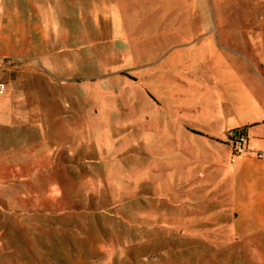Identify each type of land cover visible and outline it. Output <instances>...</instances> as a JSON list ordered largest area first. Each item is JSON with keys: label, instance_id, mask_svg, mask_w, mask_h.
I'll return each instance as SVG.
<instances>
[{"label": "rangeland", "instance_id": "1", "mask_svg": "<svg viewBox=\"0 0 264 264\" xmlns=\"http://www.w3.org/2000/svg\"><path fill=\"white\" fill-rule=\"evenodd\" d=\"M211 2L209 34L102 32L99 68L80 75L0 68L4 92L17 79V107L40 115H0V264H250L222 244L219 224L202 223L193 242L180 235L189 212L175 205L206 170L182 129L197 134L184 118L191 97L211 94L209 57L243 52L264 85V0Z\"/></svg>", "mask_w": 264, "mask_h": 264}, {"label": "crops", "instance_id": "2", "mask_svg": "<svg viewBox=\"0 0 264 264\" xmlns=\"http://www.w3.org/2000/svg\"><path fill=\"white\" fill-rule=\"evenodd\" d=\"M211 3V0H0V68L32 61L47 71L69 76L74 68L80 75L86 68H99L98 48L103 40L94 38L103 36L102 32L117 37L209 34ZM219 53L209 57L211 61L206 68V86L211 94L189 98L197 103L185 112L184 122L197 134L181 128L182 138L195 143L194 160L206 165V170L193 175L189 184L185 181L180 185V189L190 186L189 194L181 192L175 201L180 210L188 208L185 212H189L186 216L189 222L180 225V235H185L183 229L190 230L193 242L202 223L208 224L206 230L211 231L219 224L222 244L232 245L238 260L264 264V160L254 156L264 148L260 62L250 60L243 52L232 54L225 47ZM8 74L0 71L3 79ZM57 80L64 82L58 76ZM16 81H10L7 91L0 95V115L4 114L7 123H26L29 120L26 118L40 115L33 111L27 114L26 108L17 107ZM45 82L52 88L53 78ZM203 99L205 104L198 107ZM39 125L44 127L47 123ZM236 128H243L246 134V151L239 154H233L225 140L226 132ZM196 192H202V196ZM183 216H179L180 220Z\"/></svg>", "mask_w": 264, "mask_h": 264}, {"label": "built area", "instance_id": "3", "mask_svg": "<svg viewBox=\"0 0 264 264\" xmlns=\"http://www.w3.org/2000/svg\"><path fill=\"white\" fill-rule=\"evenodd\" d=\"M5 91V84L0 81V94ZM226 142L231 146L233 154L246 151V134L243 128L228 130L225 134ZM257 159L264 160V148L254 153Z\"/></svg>", "mask_w": 264, "mask_h": 264}]
</instances>
